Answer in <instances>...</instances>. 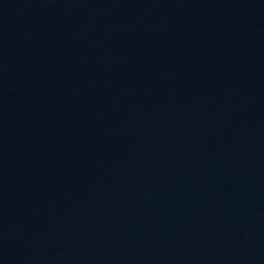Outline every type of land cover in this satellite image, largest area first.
Segmentation results:
<instances>
[{"label":"water","instance_id":"95a60500","mask_svg":"<svg viewBox=\"0 0 264 264\" xmlns=\"http://www.w3.org/2000/svg\"><path fill=\"white\" fill-rule=\"evenodd\" d=\"M0 264H264V0H0Z\"/></svg>","mask_w":264,"mask_h":264}]
</instances>
